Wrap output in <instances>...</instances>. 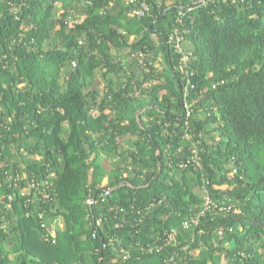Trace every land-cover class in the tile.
Segmentation results:
<instances>
[{
	"label": "trees",
	"instance_id": "1",
	"mask_svg": "<svg viewBox=\"0 0 264 264\" xmlns=\"http://www.w3.org/2000/svg\"><path fill=\"white\" fill-rule=\"evenodd\" d=\"M148 4L0 0V264H264V0Z\"/></svg>",
	"mask_w": 264,
	"mask_h": 264
},
{
	"label": "built area",
	"instance_id": "2",
	"mask_svg": "<svg viewBox=\"0 0 264 264\" xmlns=\"http://www.w3.org/2000/svg\"><path fill=\"white\" fill-rule=\"evenodd\" d=\"M129 1L135 3V7L132 11V14L137 16V17H144L150 11V6L148 4V0H129ZM175 33H176V35L172 36L170 40L174 43V46L177 50L184 52L183 46L181 45L182 37L179 35L178 31ZM188 58H189L188 55H184L182 57V64L180 65L181 68L187 66ZM186 74H188V71H186ZM2 176L4 177L5 180L8 178L11 180H14L16 187H20V182L23 179H26V185L20 187V192L22 193V195H24L25 193H30L33 188H36L35 179H31V180L28 179V175L25 172L23 174H20L17 172V174L15 176H13L9 171H6ZM45 183L48 184L49 181L45 180ZM109 193H110V190L107 189L103 195L106 196ZM4 196H5V194H0V204L4 203ZM43 196L48 197V194L46 192H44ZM93 202H94L93 198H91V197L87 198V204L89 206H91V208H92ZM210 202H211L210 197H209V195H207V204H209ZM9 206H11V204H8V206H6V207H9ZM40 215L43 216V212ZM60 219L61 218L57 219L58 224H56L55 222H52L51 226L46 228L48 235L52 236L53 239L57 237L56 225H59V227L62 228L60 226V223H59ZM99 223H100L99 220L96 221V224H99ZM193 223L198 224L199 223V217L185 220L183 223V226H184V228H189L191 226V224H193ZM43 225L45 226L46 223L44 222ZM176 234H177V231L172 230L168 235V239L170 241H176ZM114 241H117L119 245L121 243L118 240H116L115 238L111 237L110 242L114 243ZM120 254H123V257L125 259H127L130 257L131 252L128 249H126L125 247L121 246V248L119 249V256H120ZM173 258H174V255L171 257V259H173Z\"/></svg>",
	"mask_w": 264,
	"mask_h": 264
},
{
	"label": "rangeland",
	"instance_id": "3",
	"mask_svg": "<svg viewBox=\"0 0 264 264\" xmlns=\"http://www.w3.org/2000/svg\"><path fill=\"white\" fill-rule=\"evenodd\" d=\"M159 63L161 64V62H158V65H159ZM164 65L162 64L161 65V67H163ZM106 162V161H105ZM106 164H107V166H108V163L106 162ZM59 223H60V226L62 227V228H64L65 227V223H64V221L62 220V219H60L59 220Z\"/></svg>",
	"mask_w": 264,
	"mask_h": 264
}]
</instances>
